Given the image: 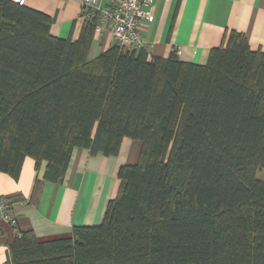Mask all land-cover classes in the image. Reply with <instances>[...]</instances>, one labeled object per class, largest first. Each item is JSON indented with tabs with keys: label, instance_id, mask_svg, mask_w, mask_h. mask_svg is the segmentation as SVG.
Listing matches in <instances>:
<instances>
[{
	"label": "trees",
	"instance_id": "16d2710c",
	"mask_svg": "<svg viewBox=\"0 0 264 264\" xmlns=\"http://www.w3.org/2000/svg\"><path fill=\"white\" fill-rule=\"evenodd\" d=\"M98 22L57 37L0 0V172L29 156L59 183L75 147L141 143L99 224L15 232L3 264H264V52L226 30L202 65L118 43L91 56Z\"/></svg>",
	"mask_w": 264,
	"mask_h": 264
},
{
	"label": "crops",
	"instance_id": "0c3cea01",
	"mask_svg": "<svg viewBox=\"0 0 264 264\" xmlns=\"http://www.w3.org/2000/svg\"><path fill=\"white\" fill-rule=\"evenodd\" d=\"M105 2L100 0V5ZM25 5L47 14L50 34L62 38L77 39L85 20L95 16H82L79 0H26ZM152 6L154 19L142 37L149 56L166 58L175 49L180 60L205 64L226 30L243 33L252 50L264 52V0H153ZM116 43L98 22L90 55ZM140 148L131 138L122 140L116 155L75 147L59 183L43 180L45 163L36 169L29 156L17 179L0 172V196L17 220L15 229L0 220V264L7 259V244L15 232L32 230L38 240H48L70 235L73 226L99 224L108 201L118 193L119 167L135 163Z\"/></svg>",
	"mask_w": 264,
	"mask_h": 264
},
{
	"label": "built area",
	"instance_id": "2783aa9c",
	"mask_svg": "<svg viewBox=\"0 0 264 264\" xmlns=\"http://www.w3.org/2000/svg\"><path fill=\"white\" fill-rule=\"evenodd\" d=\"M23 5L26 0H11ZM82 16H98L99 25H104L120 46L136 48L143 45V32L147 23L154 19L153 0H79ZM0 220L11 228L17 224L6 198L0 196Z\"/></svg>",
	"mask_w": 264,
	"mask_h": 264
},
{
	"label": "rangeland",
	"instance_id": "374dc122",
	"mask_svg": "<svg viewBox=\"0 0 264 264\" xmlns=\"http://www.w3.org/2000/svg\"><path fill=\"white\" fill-rule=\"evenodd\" d=\"M256 177L261 180H264V168L256 173Z\"/></svg>",
	"mask_w": 264,
	"mask_h": 264
}]
</instances>
